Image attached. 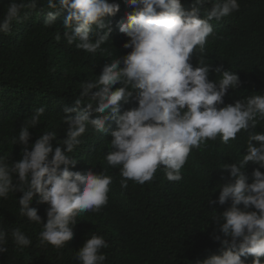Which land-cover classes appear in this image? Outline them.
<instances>
[{"label": "clouds", "instance_id": "1", "mask_svg": "<svg viewBox=\"0 0 264 264\" xmlns=\"http://www.w3.org/2000/svg\"><path fill=\"white\" fill-rule=\"evenodd\" d=\"M126 2L134 11L119 32L129 38L123 47L131 51L104 64L95 80L81 85L80 98L63 108L68 127L55 148V132H44L29 145V126L38 125L45 107L35 110L28 125L12 139L13 144L23 146L22 159L8 164L0 157V199L12 192L22 193L20 214L43 224L41 245L59 249L73 238L77 216L99 213L108 203L111 176L70 170L77 168V160L69 154L87 130L99 135L108 132L106 122L115 123L110 132L112 150L105 159L108 166L120 169L122 189H127L129 181L140 185L152 181L158 168L168 181L178 182L193 149L217 137L229 144L244 130L249 132L246 154L238 164L222 166L229 173L228 182L221 185L218 200L209 201L230 203L213 220L224 237L216 235L214 240L224 251L202 264H245L242 257L248 256L253 257L252 264H264V173L260 171L264 169V133L249 131L257 127L258 118L264 120V95L254 94L234 106L220 107L229 89L240 87L239 76L221 64L215 68L219 80L210 81L212 66L204 60L207 38L213 33L211 21L219 22L239 11L238 0H194L195 7L187 12L180 0ZM209 3L213 6L201 19V9ZM47 7L52 11L47 12L45 27L53 26L66 13L65 39L92 54L109 42L112 28L105 18L119 12V4L109 0H47ZM24 9L35 11L36 0H10L0 20V33L10 34L14 22L27 19L28 12L22 15ZM100 29L106 31L93 40L91 33ZM196 52L200 57L193 67ZM116 85L120 87L113 90ZM132 104L136 106L121 114L122 106ZM250 162L259 166L251 183L244 171ZM37 196L40 203L48 205L46 223L38 210L30 207ZM241 204L243 209L238 207ZM7 235L0 229V254L8 251ZM11 237L21 251L32 243L19 228L11 231ZM108 246L103 236L92 234L75 259L79 264H104L106 255L101 250Z\"/></svg>", "mask_w": 264, "mask_h": 264}, {"label": "trees", "instance_id": "2", "mask_svg": "<svg viewBox=\"0 0 264 264\" xmlns=\"http://www.w3.org/2000/svg\"><path fill=\"white\" fill-rule=\"evenodd\" d=\"M20 2V0H17ZM27 2V0H25ZM119 4V12L106 17L112 31L109 42L92 54L69 44L64 37L63 20L66 13L57 18L51 27H45L47 0H36V10L28 12V18L13 23L10 34L0 33V157L11 164L22 159L23 146L13 144L20 128L27 126L36 109L45 107V113L35 127L29 126L34 144L44 132H55L52 141L55 148L65 138L67 125L64 123L63 108L80 98L81 85L95 80L102 67L114 59L128 54L131 49L123 45L128 42L119 32L134 8L126 0H109ZM183 10L191 11L194 0H180ZM10 0H0V20L3 19ZM239 11L211 21L213 33L205 45V63L212 66L208 79L219 80L215 68L223 64L224 70L235 72L240 87L229 89L224 104L233 105L251 95H264V0H238ZM212 3L201 9L200 18H206ZM105 29L94 30L93 40L104 34ZM60 36V40L56 36ZM200 53H194L191 63L197 66ZM120 87V85L114 86ZM87 98H85L86 100ZM136 106L124 105L123 111ZM95 118V114H93ZM107 133L93 134L90 130L80 138L81 143L69 154L77 160V168L87 174L112 177L109 185L108 203L99 213L85 212L76 217L74 236L64 247L41 245L40 232L43 224H37L20 214V192L9 193L0 199V229L7 232L8 251L0 254V264H79L76 252L92 234L103 236L109 245L101 252L106 255L104 264H202L212 256L222 255L224 249L214 240L223 234L213 221L222 214L230 203L210 204L218 200L221 185L228 182L229 173L222 166L239 163L246 154L249 132L241 130L235 140L224 144L217 137L199 149H193L181 170L178 182L167 180L162 168L154 178L143 185L128 182L122 189L120 169L107 165L106 155L110 152L111 135L116 125L106 122ZM264 133V120H259L255 129ZM30 150V149H29ZM259 166L251 162L244 169L252 182V173ZM264 173V169H260ZM34 198L30 207L38 210L42 222L46 223L47 204ZM243 209V205H239ZM254 209H249L253 211ZM19 228L30 240L31 245L23 251L15 245L11 231ZM252 264L253 257L243 258ZM264 260V258H261Z\"/></svg>", "mask_w": 264, "mask_h": 264}]
</instances>
